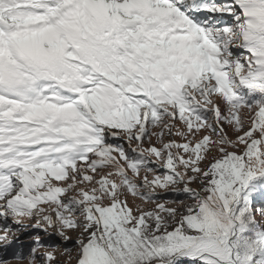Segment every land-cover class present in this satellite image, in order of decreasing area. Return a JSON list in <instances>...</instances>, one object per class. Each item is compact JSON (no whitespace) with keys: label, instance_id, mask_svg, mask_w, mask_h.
I'll return each instance as SVG.
<instances>
[{"label":"snow or ice","instance_id":"snow-or-ice-1","mask_svg":"<svg viewBox=\"0 0 264 264\" xmlns=\"http://www.w3.org/2000/svg\"><path fill=\"white\" fill-rule=\"evenodd\" d=\"M13 261L264 264V0H0Z\"/></svg>","mask_w":264,"mask_h":264},{"label":"rangeland","instance_id":"rangeland-1","mask_svg":"<svg viewBox=\"0 0 264 264\" xmlns=\"http://www.w3.org/2000/svg\"><path fill=\"white\" fill-rule=\"evenodd\" d=\"M197 185H193V187H196ZM21 240L23 241V247L25 250H27L29 247H30V234L29 233H24V234H21ZM57 243H60V241L57 239L56 240ZM58 259L60 260H64L65 257H58ZM13 264H16L15 261H13ZM72 264H74V261L72 262Z\"/></svg>","mask_w":264,"mask_h":264}]
</instances>
